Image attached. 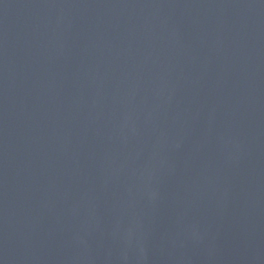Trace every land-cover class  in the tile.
<instances>
[{"label":"water","instance_id":"1","mask_svg":"<svg viewBox=\"0 0 264 264\" xmlns=\"http://www.w3.org/2000/svg\"><path fill=\"white\" fill-rule=\"evenodd\" d=\"M0 264H264V0H0Z\"/></svg>","mask_w":264,"mask_h":264}]
</instances>
